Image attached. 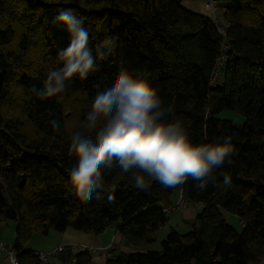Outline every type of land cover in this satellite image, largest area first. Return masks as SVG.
Masks as SVG:
<instances>
[{
	"label": "trees",
	"instance_id": "trees-1",
	"mask_svg": "<svg viewBox=\"0 0 264 264\" xmlns=\"http://www.w3.org/2000/svg\"><path fill=\"white\" fill-rule=\"evenodd\" d=\"M219 7L216 22L182 0H0V224H16L18 264H39L26 244L51 231L99 237L115 229L127 246L145 248L168 223L172 214L164 210L179 193L190 205L202 204L190 232L170 228L161 250L112 253L105 264H261L264 0H219ZM65 8L83 19L91 47L108 36L119 39L98 61V71L69 83L59 97L41 100L30 89L43 87L48 70L60 66L57 51L69 44V35L52 20ZM120 68L158 90L165 106L174 108L167 119H181L193 143L230 140L232 163L215 169L206 189L189 179L174 188L152 182L148 191L139 190L109 160L102 171L115 193L79 198L70 179L77 161L69 131L85 118L94 85L104 77L111 81ZM223 112L241 116L243 124L220 118ZM221 173L231 177L230 186H222ZM221 210L238 217L241 232ZM63 253L67 264H95L88 250L69 246Z\"/></svg>",
	"mask_w": 264,
	"mask_h": 264
},
{
	"label": "clouds",
	"instance_id": "clouds-1",
	"mask_svg": "<svg viewBox=\"0 0 264 264\" xmlns=\"http://www.w3.org/2000/svg\"><path fill=\"white\" fill-rule=\"evenodd\" d=\"M52 22L66 30L69 44L57 51L60 66L48 70L43 87H31L41 100L59 97L69 83L77 78L85 81L98 71V61L114 50L119 39L108 36L91 47L89 30L71 8L60 10ZM94 87L96 95L85 118L69 131L70 153L77 161L70 170V179L80 199L90 200L97 191L115 193L114 183L106 188L102 171L109 160H115L120 174L130 176L133 186L143 191H148L152 182L174 188L189 179L204 190L215 181V169L232 163L230 140L193 143L181 119H167L174 108L165 106L148 80L120 68L111 81L104 77ZM50 123L54 130L61 127L55 119ZM221 175L222 186H230L231 177Z\"/></svg>",
	"mask_w": 264,
	"mask_h": 264
},
{
	"label": "crops",
	"instance_id": "crops-1",
	"mask_svg": "<svg viewBox=\"0 0 264 264\" xmlns=\"http://www.w3.org/2000/svg\"><path fill=\"white\" fill-rule=\"evenodd\" d=\"M197 212L198 209L193 206H189L185 210L181 212H177L179 213L180 220L175 221V223L178 222L176 223V226L178 227L181 223L191 224L194 218L196 217ZM171 216L169 217L168 223L164 227L160 228L155 236H157L160 233L164 234V231L167 228L168 229L173 228L172 222L170 220ZM240 229H243V225L241 222H240ZM15 231H16V224L13 223V226L10 231L11 235L9 234L6 237L4 234L0 233V243H2V245L6 250L5 252L0 251V264H11L10 258L11 257L16 258V254L13 251V246L15 244V237H13V232L15 233ZM50 234L51 232H49L46 238H48ZM42 240L43 239H40V242H42ZM43 246L30 248V249L26 248V250H31L34 251L35 253L45 254L46 255L45 264H67L64 261L65 256L63 251L58 252V249L60 247L65 248L70 246V247H75L76 249L88 250L90 251L92 259L95 264H105L107 258L112 253H120V252L133 253L138 250L147 251L153 249L152 247L153 244L142 249L127 246L125 241L122 239L121 235L115 229H108L104 234H102L99 237L87 236L69 229L65 233H63V235L54 237L52 239V243L43 244ZM154 251H159V250L155 249ZM261 264H264V260L261 262Z\"/></svg>",
	"mask_w": 264,
	"mask_h": 264
},
{
	"label": "rangeland",
	"instance_id": "rangeland-1",
	"mask_svg": "<svg viewBox=\"0 0 264 264\" xmlns=\"http://www.w3.org/2000/svg\"><path fill=\"white\" fill-rule=\"evenodd\" d=\"M205 3H206V0H182V5L185 8H187V9H189L195 13H199V14H202V15H205L208 17H212V12L208 8L205 7ZM221 15H222V10L220 7H218V18H219V20H221ZM221 77H223L222 74H221ZM219 117L224 119V120H229L236 125H241L244 122V119L241 116H239L233 112H223L220 114ZM221 213L223 214L226 221L230 225H232L233 228L237 232H241L242 229H240V220L238 219L237 216L228 214L227 212H225L223 210H221ZM170 220L172 222V227L175 230H177L178 232H180L181 234H186V233L191 231V224L181 223L178 227L176 226V223H178V222L175 223V221L180 220L179 213H176V214L173 213ZM12 226H13V222H10V221L9 222H2L0 224V233L4 234L6 237L9 234L11 235L10 231H11ZM168 231H169V229L167 228L164 231V234L160 233L155 237L156 241L154 242L155 244L153 243V246H152L153 249L152 250H155V249L161 250V243L163 240H165V238L168 234ZM59 235H63V233L51 231V234L48 238H46V236H43L40 234H35L27 242L26 248L27 249L36 248V247L43 246V244H50V243H52V239L54 237L59 236ZM13 237H15L14 232H13ZM40 239H43L42 242H40Z\"/></svg>",
	"mask_w": 264,
	"mask_h": 264
},
{
	"label": "built area",
	"instance_id": "built-area-1",
	"mask_svg": "<svg viewBox=\"0 0 264 264\" xmlns=\"http://www.w3.org/2000/svg\"><path fill=\"white\" fill-rule=\"evenodd\" d=\"M205 7L208 8L212 12L213 20L218 22L219 0H206ZM219 31L222 32V28H220ZM189 206H193V207H195L197 209L202 208V204H200V203L195 204V205H190L186 201V199L183 197L182 193H179L176 201L174 202V204L171 207L165 209L164 212L167 214V216H170L173 213H177V212H181V211L185 210ZM74 248L75 247H72V249H74ZM63 250H64V247H60L58 249V252H61ZM0 251L1 252H5L6 251L4 246L2 245V243H0ZM35 255L38 257L39 264H45V261H46V255L45 254L36 253ZM10 263L11 264H18L16 258H14V257L10 258Z\"/></svg>",
	"mask_w": 264,
	"mask_h": 264
}]
</instances>
